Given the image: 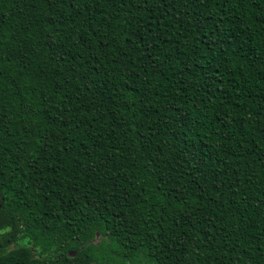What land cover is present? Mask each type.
<instances>
[{
    "label": "trees",
    "instance_id": "1",
    "mask_svg": "<svg viewBox=\"0 0 264 264\" xmlns=\"http://www.w3.org/2000/svg\"><path fill=\"white\" fill-rule=\"evenodd\" d=\"M0 264H264V0H0Z\"/></svg>",
    "mask_w": 264,
    "mask_h": 264
}]
</instances>
